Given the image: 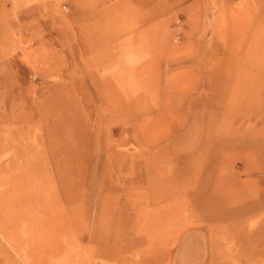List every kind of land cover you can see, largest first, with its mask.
Instances as JSON below:
<instances>
[{
	"label": "rangeland",
	"instance_id": "obj_1",
	"mask_svg": "<svg viewBox=\"0 0 264 264\" xmlns=\"http://www.w3.org/2000/svg\"><path fill=\"white\" fill-rule=\"evenodd\" d=\"M4 23L0 173L113 222L115 260L71 225L44 264H264V0H48Z\"/></svg>",
	"mask_w": 264,
	"mask_h": 264
},
{
	"label": "bare ground",
	"instance_id": "obj_2",
	"mask_svg": "<svg viewBox=\"0 0 264 264\" xmlns=\"http://www.w3.org/2000/svg\"><path fill=\"white\" fill-rule=\"evenodd\" d=\"M148 80L157 81L160 80V78L155 76ZM168 83L176 82L169 80ZM172 92H176V90ZM7 145H14L15 149L19 151L15 143L10 142ZM12 164L15 166V169L18 168L15 160L12 161ZM36 172L37 171L29 173V176L32 177L33 175H37ZM0 174V236L3 239L1 240L0 237V264H19L20 261L18 263L16 257L23 260L26 264H44V260H42L41 256L56 249L54 245L61 239L60 232L62 228L65 229L67 226L71 227V225L78 230L81 228L83 231H86V228L91 229L92 232L89 234V244L92 250L90 255L93 258L103 257L110 260L116 259L118 254L111 249L114 236L111 233L112 229L110 228V223L113 224V222L111 221L109 225L107 224L104 226L107 232L96 228V226L92 229L89 228L88 225H85L84 222H87V219H85V216L82 214L83 208L80 207V201L76 202L73 198L74 203L72 202L70 204L71 211L68 212V209H66V204L70 203V196L65 194L64 190L61 192L60 189L62 188H58L57 184L60 182H56L54 179H51V176H48L41 179L35 186V189L30 191L29 183L26 178L27 174H18V171H14L9 177L7 173L1 172ZM49 186H56V189H51L53 194H47L44 190V188ZM56 190L61 193L59 197L58 194H56ZM193 206L204 211V202L194 201ZM224 209L222 212H224ZM252 209H254V206L247 207L243 209V211H234V213L241 216L251 211L256 212V209ZM77 210H79V212H77ZM227 212L228 216L231 211L227 210ZM67 213L70 216L69 218L67 217ZM223 214L225 216V213ZM120 220H122V217H117L115 215L114 222H119ZM237 222L241 224V220H238V218ZM116 227L117 225L115 224V230ZM86 234L87 233H85L84 237H87ZM108 234L109 236H106ZM12 251L16 256H14ZM83 261H86V259H83ZM118 264H127V261L120 260Z\"/></svg>",
	"mask_w": 264,
	"mask_h": 264
},
{
	"label": "crops",
	"instance_id": "obj_3",
	"mask_svg": "<svg viewBox=\"0 0 264 264\" xmlns=\"http://www.w3.org/2000/svg\"><path fill=\"white\" fill-rule=\"evenodd\" d=\"M35 1L36 0H32V6L29 7L28 6L29 4H27V6H24V3H29L30 0H25V1L24 0H15V1H11L9 3L10 7H8V3L6 0H0V31H3L2 28H6V30L8 31V28H7L8 25H7V23H4L5 20L7 19V14L10 16V24H9V27H10L11 26V19L13 20L15 18V16L18 19V18L22 17L23 14H26V15H30L31 13L36 14L37 12H39L40 9H42L44 7V5H47V2H48V0H44V1L42 0V2H40L38 4H34ZM86 4H89V3L86 2ZM86 9H88L87 5H86ZM50 17L52 18L53 16L50 15ZM48 18H49V15H48ZM36 20H38V19L36 18ZM14 25H16V23H14ZM21 30H22V27H21ZM10 32H11V30H10ZM32 39H33V37H32Z\"/></svg>",
	"mask_w": 264,
	"mask_h": 264
}]
</instances>
